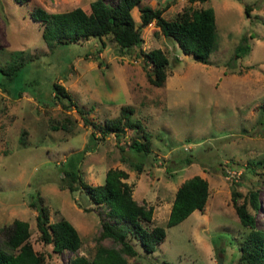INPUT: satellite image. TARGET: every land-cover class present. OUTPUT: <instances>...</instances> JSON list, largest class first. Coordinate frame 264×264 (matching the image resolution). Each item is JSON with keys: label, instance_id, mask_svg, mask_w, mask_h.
I'll use <instances>...</instances> for the list:
<instances>
[{"label": "rangeland", "instance_id": "374dc122", "mask_svg": "<svg viewBox=\"0 0 264 264\" xmlns=\"http://www.w3.org/2000/svg\"><path fill=\"white\" fill-rule=\"evenodd\" d=\"M90 1L0 0V66L20 64L10 80L0 72V245L1 229L19 219L27 222L28 241L43 254L44 264H66L78 252L90 259L98 244L119 247L111 238H98L100 223H112L106 208L89 204L83 190L60 187L56 164L72 157L90 185L101 184L108 168L125 171L132 198L152 206L150 221L141 223L146 228L164 227L180 182L192 175L207 181L204 208L164 227L165 236L152 252L145 253L128 235L136 251L124 255L128 264H218V258L221 264H237L248 229L235 214L233 187L241 194L258 191L254 226L264 230V0H142L135 5L130 13L139 28L138 47L144 52L158 48L168 59V75L158 87L147 81L149 65L137 47L120 52L105 36L102 47L99 39L88 37L53 48L41 38L43 23L29 16L36 7L48 13L80 7L88 14ZM165 4L162 16L167 20L187 7L212 9L215 45L207 64L183 54L153 22L139 26L141 7ZM242 37L248 50L235 56ZM51 82L63 86L75 107L52 99ZM121 106L132 109L130 120L147 134L146 155L128 148L131 138L142 139L134 126L119 135H99L103 120L116 117ZM76 108L95 126L84 125ZM226 169L241 171L236 182L225 175ZM35 190L49 222L64 218L77 229L76 252L55 254L39 240L35 211L28 204ZM84 206L92 210L82 211Z\"/></svg>", "mask_w": 264, "mask_h": 264}, {"label": "trees", "instance_id": "16d2710c", "mask_svg": "<svg viewBox=\"0 0 264 264\" xmlns=\"http://www.w3.org/2000/svg\"><path fill=\"white\" fill-rule=\"evenodd\" d=\"M23 3L26 0H14ZM142 0H116L115 5H110L101 0L89 2V13L86 14L80 7H74L67 11L48 13L42 8L36 7L29 12L33 21L43 23L41 38L46 45L54 47L77 43L88 37L100 40L110 36L118 45L120 52H128L137 47L138 54L144 57L147 81L152 86H161L168 75V59L158 48L144 52L138 47L140 40L139 28L134 25L131 9ZM189 2H205L207 0H188ZM167 4L150 8L143 6L139 11V26H145L153 22L162 36L172 39L183 54H190L196 62L207 64L208 56L215 45V22L213 11L210 7L192 9L187 7L176 18L167 20L162 16ZM247 13V9H244ZM243 43L236 44L234 55L245 53L248 45L245 38ZM20 64L9 66V69L0 66V72L6 74L8 80L11 74L19 68ZM53 100L62 103L65 99L75 107L70 94L62 85L51 82L49 84ZM14 95V93L12 94ZM77 109V108H76ZM84 125L95 126L88 121L77 109ZM132 109L129 106H121L116 117L103 120L100 136L108 133L119 135L126 126H134L140 133L141 140L131 138L128 148L136 154L146 155L149 149V138L145 134L138 121L130 120ZM55 129V127L53 128ZM91 138L94 134H90ZM21 145L24 142L20 141ZM120 150H122L119 147ZM52 166H55L53 164ZM56 169L62 174L60 187L69 192L83 190L84 196L93 205H102L106 208V215L112 223L101 222L98 238H111L118 242L119 247H106L98 244L90 259L74 254L66 264H128L124 255L134 256L136 251L128 241V235L135 236V240L145 253L152 252L164 236V227L173 226L186 218L193 210L204 208L208 191L207 181L199 175H192L184 179L176 187L170 203L168 215L162 226L146 228L141 223L149 222L152 215V206L137 202L131 196V185L124 180L127 177L125 171L118 168H108L104 172L103 181L98 185H90L84 182L75 166L72 157L65 158ZM135 170H139L138 164H133ZM30 196L29 206L35 211L34 224L39 240L43 244L51 245V251L55 254L63 251L74 253L80 246V237L73 225L64 218L49 222L48 212L42 198L35 190ZM231 202L238 222L247 228L239 246L237 264H264V230L255 228L253 213L259 208L258 191L251 189L241 194L232 188L230 192ZM239 198V203L237 200ZM82 211L92 210L89 207H81ZM4 239L0 245V264H44V256L33 250L28 238L30 236L26 221L13 219L10 224L1 229ZM98 241V240H97ZM222 249L220 250V252Z\"/></svg>", "mask_w": 264, "mask_h": 264}, {"label": "built area", "instance_id": "2783aa9c", "mask_svg": "<svg viewBox=\"0 0 264 264\" xmlns=\"http://www.w3.org/2000/svg\"><path fill=\"white\" fill-rule=\"evenodd\" d=\"M241 171L239 169H226L225 170V175L230 178L231 181L235 180L236 178L238 179ZM237 179L233 182H236Z\"/></svg>", "mask_w": 264, "mask_h": 264}, {"label": "crops", "instance_id": "0c3cea01", "mask_svg": "<svg viewBox=\"0 0 264 264\" xmlns=\"http://www.w3.org/2000/svg\"><path fill=\"white\" fill-rule=\"evenodd\" d=\"M73 227H74V226H73ZM74 228H75V227H74ZM75 229H76V228H75ZM76 230H77V229H76ZM77 232H78V231H77ZM78 235H79V234H78ZM79 237H80V236H79ZM78 249H79V248H78ZM78 254L81 255L80 252H78ZM82 256H83V255H82ZM84 257H85V256H84ZM86 258H87V257H86ZM88 259H89V258H88Z\"/></svg>", "mask_w": 264, "mask_h": 264}, {"label": "water", "instance_id": "95a60500", "mask_svg": "<svg viewBox=\"0 0 264 264\" xmlns=\"http://www.w3.org/2000/svg\"><path fill=\"white\" fill-rule=\"evenodd\" d=\"M217 260H218V264H221V259H220V258H218Z\"/></svg>", "mask_w": 264, "mask_h": 264}]
</instances>
